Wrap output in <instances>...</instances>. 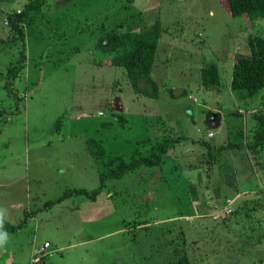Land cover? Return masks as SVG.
<instances>
[{
    "label": "rangeland",
    "instance_id": "374dc122",
    "mask_svg": "<svg viewBox=\"0 0 264 264\" xmlns=\"http://www.w3.org/2000/svg\"><path fill=\"white\" fill-rule=\"evenodd\" d=\"M42 1L21 43L7 16L28 0H0V209L10 224L25 221L7 234L0 264H173L183 254L191 264H264V145L206 154V144L250 142L252 112L264 113V89L242 99L230 88L264 20L232 17L225 0ZM131 19L163 29L157 85L141 93L103 52L105 33ZM210 64L220 85L204 88ZM178 136L160 168L46 207L69 189H97L109 159L147 156Z\"/></svg>",
    "mask_w": 264,
    "mask_h": 264
},
{
    "label": "trees",
    "instance_id": "16d2710c",
    "mask_svg": "<svg viewBox=\"0 0 264 264\" xmlns=\"http://www.w3.org/2000/svg\"><path fill=\"white\" fill-rule=\"evenodd\" d=\"M13 3L17 0H1ZM43 4L42 0H28L23 9H16L7 16L9 29L12 30V41L24 42L23 23L31 12L38 10ZM226 7L232 17L245 16L249 21L264 20V0H225ZM19 10V13L16 11ZM162 26L155 20L151 25L137 24L133 19L121 22L115 28L105 33L107 45L103 52L110 56L109 64L124 71V75L136 93H141L144 83L153 87L157 84L151 78V73L156 59L159 39L162 35ZM247 46L250 54L248 56H237L232 66L230 88L236 91L240 98L251 99L264 89V37L260 35H249ZM25 54L20 52V59L25 60ZM199 83L204 88L220 85L219 70L216 64H210L200 71ZM253 111L255 128L252 140L245 143L229 142L218 147L216 150L206 144L207 159L215 160L225 150L238 151L246 149L251 154H257L264 145V113ZM182 137L162 139L152 144L151 153L147 156L131 157L127 162L122 158H111L105 163L104 170L99 172V186L88 192L85 189H69L63 196L55 201L46 203V207L60 203L73 194L85 195L94 199L104 187L108 179H118L124 174L136 170L142 166L149 168H160L164 164V155L171 148L180 143ZM24 222L17 225L7 221L2 222L0 230L12 233L19 229ZM173 264H191L188 255L183 254Z\"/></svg>",
    "mask_w": 264,
    "mask_h": 264
},
{
    "label": "built area",
    "instance_id": "2783aa9c",
    "mask_svg": "<svg viewBox=\"0 0 264 264\" xmlns=\"http://www.w3.org/2000/svg\"><path fill=\"white\" fill-rule=\"evenodd\" d=\"M19 13V12H18ZM212 134H209V136H211ZM227 203H230V201H228L227 200ZM232 211H231V209H227L226 210V214H230ZM49 244L48 243H45L44 245H43V247H41V248H39V249H37V250H35L36 251V253H35V255H36V257L34 258L35 259V261H39V259H40V256H37V255H42L48 248H49Z\"/></svg>",
    "mask_w": 264,
    "mask_h": 264
},
{
    "label": "clouds",
    "instance_id": "9594fccd",
    "mask_svg": "<svg viewBox=\"0 0 264 264\" xmlns=\"http://www.w3.org/2000/svg\"><path fill=\"white\" fill-rule=\"evenodd\" d=\"M3 214H4V210L0 209V228H2V222H3ZM7 239V233L0 230V247L3 246V244L5 243Z\"/></svg>",
    "mask_w": 264,
    "mask_h": 264
},
{
    "label": "crops",
    "instance_id": "0c3cea01",
    "mask_svg": "<svg viewBox=\"0 0 264 264\" xmlns=\"http://www.w3.org/2000/svg\"><path fill=\"white\" fill-rule=\"evenodd\" d=\"M5 185H8V182H7V181H5V182H3V181L1 182V181H0V188H4ZM28 218H30V213H29V217H28ZM26 219H27V218H26ZM4 221H5V220H4ZM45 243H47V242H45ZM32 259H33V258L31 257L30 263H32ZM32 264H33V263H32Z\"/></svg>",
    "mask_w": 264,
    "mask_h": 264
}]
</instances>
